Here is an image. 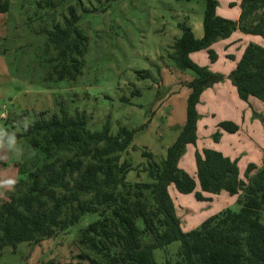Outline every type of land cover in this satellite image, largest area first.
Listing matches in <instances>:
<instances>
[{"label": "trees", "instance_id": "16d2710c", "mask_svg": "<svg viewBox=\"0 0 264 264\" xmlns=\"http://www.w3.org/2000/svg\"><path fill=\"white\" fill-rule=\"evenodd\" d=\"M203 2L202 36L195 38L188 26L179 24L181 35L171 46L176 68L194 75L183 83L190 90L185 121L163 159L156 162L150 153H142L146 164L139 165V173L146 174L147 181L128 182L132 167L121 161L134 130L119 127L112 135L106 122L90 131L84 113L70 115L63 106L50 114L34 113L27 129L23 120H4L18 124V133L6 130L22 139L27 151L16 164L22 177L0 202V251L14 250L20 243L36 245L66 231L83 215L96 214L79 231L78 260L69 264H155L153 250L173 242L180 243L176 259L163 264H264V166L247 164L242 179L237 159L204 148L194 152V177L179 167L187 145H196L201 118L197 105L204 90L229 80L240 100L254 98L264 105V0H240L236 20L217 15V0ZM9 5L10 0H0V14L7 13ZM79 19L69 6L62 25L56 23L47 32L45 51L52 54L47 80L73 81L80 74L87 37L78 28ZM236 31L258 36L262 44L249 41L227 76L189 57L205 51L214 63L217 54L211 46ZM253 117L264 123L255 111ZM238 129L231 121H221L211 139L218 142L222 131L233 134ZM170 186L181 195L193 194L197 201H211L204 194L225 192L237 197L239 210L223 209L183 231Z\"/></svg>", "mask_w": 264, "mask_h": 264}, {"label": "rangeland", "instance_id": "374dc122", "mask_svg": "<svg viewBox=\"0 0 264 264\" xmlns=\"http://www.w3.org/2000/svg\"><path fill=\"white\" fill-rule=\"evenodd\" d=\"M217 1L226 7V0ZM69 6L80 18L77 25L87 37V49L75 80L49 81L46 75L52 54L45 51L47 32L56 23L62 25ZM204 8L203 0H10L8 12L0 14V128L18 133V124L4 120L17 118L31 123L34 113L50 114L63 106L70 115L84 113L90 131L101 129L106 122L112 135L119 127L134 130L132 144L121 161L131 164L128 182L147 181V175L139 173V165L146 164L142 153H150L156 162L163 159L166 147L177 138L185 121L183 90L169 98L166 84H175L184 74L194 76L189 70L176 68L170 57L171 46L181 35L179 24L188 26L195 38L202 36ZM245 42L242 37L233 41L234 55H239ZM229 47L226 45L225 50ZM226 60L224 57V65ZM251 100L255 122L246 126L248 131L240 132L243 138L233 149L242 179L247 164L264 166V123L253 117L255 111L264 118V105ZM22 114L27 115L19 117ZM210 140L214 142L211 136ZM17 143L24 155L27 149L23 140L17 139ZM22 156L0 151V181L22 177L16 167ZM12 190L0 188V202ZM169 193L185 231L197 227L207 215L223 209L239 210L237 197L224 192L202 204L192 194L177 193L173 186ZM96 218V214H85L66 231L36 245L20 243L14 250L5 247L0 251V264L75 262L78 233ZM179 248L180 243L173 242L154 249V263L175 261Z\"/></svg>", "mask_w": 264, "mask_h": 264}, {"label": "crops", "instance_id": "0c3cea01", "mask_svg": "<svg viewBox=\"0 0 264 264\" xmlns=\"http://www.w3.org/2000/svg\"><path fill=\"white\" fill-rule=\"evenodd\" d=\"M232 1L236 5L230 8L229 4L232 3ZM239 2L240 0H226L225 2H223V6L226 7H222L221 3L218 2L219 5L216 9L217 15L224 18L236 20L239 15V7H238ZM239 37H242L243 40H246V42L243 45V47L240 49L239 55L237 54L234 55V51L233 48H231V46L233 47L232 45L233 41L235 39H238ZM249 41L262 44V40L258 36L243 35L240 32L236 31L228 39L218 41L211 46V48L217 54V60L214 63H211L209 61L207 53L205 51L191 53L189 57L191 58L192 61H194L198 65L208 66L213 72H219L227 76L230 73V71L234 69L237 61L239 60L243 52V49L245 48L246 44ZM226 45H229L230 47L225 50ZM227 55L233 56V59L230 60L227 58L226 64L224 65L223 64L224 57L226 58ZM228 61H231V64ZM192 78L193 77L184 74L183 77H177L175 84L172 83L166 84V86L169 87V92H170L169 93L170 96L168 94H166V96L170 98L173 93L181 92L183 90L184 98L187 99L190 90L188 89L187 86L183 85V83L191 81ZM251 101H252L251 98L248 99L247 103L240 100L237 96L235 88L231 85L229 80H225L224 82L221 83H216L210 88L204 90L200 96L199 103L197 105V111L200 114L201 118L197 123L196 145L195 146L187 145L186 152L179 161V167L183 168V170H185L186 172H188L189 170L186 168H190L191 171H189L188 174L194 177L195 176L194 152L195 150L201 151L204 148L214 149L216 151L221 152L223 155L229 157L230 159H236L237 155L234 154L233 149L237 148L240 145V139L243 138L240 135V132L248 131L249 129H247V127H250V125H252V123L255 122V120L251 118V111H250V108L252 107L250 105ZM221 121H231L237 124L239 129L236 133L233 134H229L222 131V135L219 141L217 143L214 142L212 143L210 140V136L216 131L217 123ZM201 141H207V143L201 145L202 144V143L200 144ZM173 142L174 140L172 141V143ZM238 167H239V172H241L240 171L241 168L239 164ZM196 190H198V188H196ZM204 195L213 198L216 196H222L223 192L219 193L218 195H211V194H204ZM202 202L204 201H199L198 203L202 204ZM209 216L211 215H207L204 219H206ZM193 222L196 223L197 222L196 219ZM182 229L183 231H185L183 228V224H182Z\"/></svg>", "mask_w": 264, "mask_h": 264}, {"label": "clouds", "instance_id": "9594fccd", "mask_svg": "<svg viewBox=\"0 0 264 264\" xmlns=\"http://www.w3.org/2000/svg\"><path fill=\"white\" fill-rule=\"evenodd\" d=\"M24 128L27 129L28 121L25 120L23 124ZM0 151H7L20 157L23 155V149L18 146L17 137L15 134L9 133L7 130L0 128ZM17 181L14 178H8L0 181V188L11 189L15 186Z\"/></svg>", "mask_w": 264, "mask_h": 264}]
</instances>
